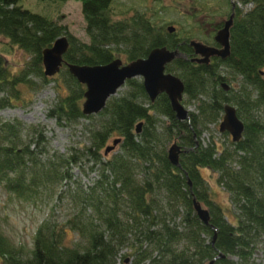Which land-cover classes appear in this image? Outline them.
I'll return each instance as SVG.
<instances>
[{
    "label": "trees",
    "instance_id": "trees-1",
    "mask_svg": "<svg viewBox=\"0 0 264 264\" xmlns=\"http://www.w3.org/2000/svg\"><path fill=\"white\" fill-rule=\"evenodd\" d=\"M74 1L87 43L45 12L0 0V39L9 52L26 56L14 73L0 56V110L22 99L18 86L29 91L53 84L63 92L47 118L60 127L86 122L84 145L50 157L43 129L0 122V190L31 202L39 187L69 181L70 166L93 176L85 191L70 195L74 214L36 228L29 257L22 259L0 233L1 264H207L214 258L213 264H254L252 257L264 253V0H219L225 9L217 6L211 13L202 6L211 35L232 13L228 56L206 65L190 61L195 58L187 45L190 27L169 33L155 28L144 12L114 19V0ZM184 9L194 21V7ZM59 37L68 43L63 65L56 77L45 78L41 52ZM157 48L179 54L164 71L181 81V104L194 107L187 120L175 119L163 94L149 102L138 78L125 81L98 114L82 115L84 87L66 64L103 66L119 57L130 63ZM225 105L242 123L240 140L231 143L222 133L202 141ZM114 140L116 146L104 155ZM172 144L180 150L176 167L167 160ZM202 172L214 177L228 206L215 202ZM193 200L207 211V225L196 217Z\"/></svg>",
    "mask_w": 264,
    "mask_h": 264
},
{
    "label": "rangeland",
    "instance_id": "rangeland-1",
    "mask_svg": "<svg viewBox=\"0 0 264 264\" xmlns=\"http://www.w3.org/2000/svg\"><path fill=\"white\" fill-rule=\"evenodd\" d=\"M229 1L234 2V0ZM175 2L177 3L176 6ZM190 3L192 4L190 5ZM18 5L35 14H43L44 12L49 14L59 25L64 26L69 34L79 41L87 43L80 5L74 0H68L61 5L47 4L42 0H19ZM160 5L163 6L161 9H159ZM185 6L194 7L193 12L197 14L194 21L188 19V15L184 11ZM202 6L208 7L210 13L217 6H220L222 10L225 9L224 4H221L219 0H114L112 9L114 19L129 17L135 12H144L146 17L154 23L155 28L171 27L179 32L190 27V31H192L191 40L203 44L201 41H212L213 34L211 35L212 31L205 21L208 13L202 10ZM174 7H176V11L173 10ZM183 14L187 16L185 19ZM217 20L218 18L211 20L212 24L217 23ZM0 56L8 63V69L11 73L18 71L26 60V56L20 51L14 49L9 52L5 46V41L2 39H0ZM118 59L122 63L125 62L123 57ZM33 82L38 81L33 79ZM18 90L22 99L0 110V122H13L15 120L25 128L37 126L43 129V135L48 140V157L52 155L63 156L68 154L71 148L76 149L84 145L83 125L86 123L85 121L82 120L72 126L60 127L46 116L47 111L55 103L57 94L63 92L61 87L54 88L53 84H49L40 90L35 88L27 91L24 87L18 86ZM121 91H123V87L119 88L115 95ZM183 107L187 112L194 111L192 104L183 105ZM210 135L213 137L219 135L217 125L208 127V131L201 136L202 141H206ZM226 137L228 140V136ZM81 168L83 167H68L71 176L69 181L61 182L60 185L39 187L31 202L17 200L12 195L5 194L0 190V233L6 238L10 248L15 250L22 259L29 257L32 250L33 234L41 223L55 222L61 224L71 214H74L73 205L69 199L70 195L78 194L76 191H85L93 178ZM202 175L211 191L215 193V202L221 206H228L226 195L215 186L214 177L208 175L207 172H202ZM227 209L229 208L227 207ZM227 216L230 220L228 214ZM68 236L70 237V234ZM252 262L264 264V253L257 252L252 257Z\"/></svg>",
    "mask_w": 264,
    "mask_h": 264
},
{
    "label": "water",
    "instance_id": "water-1",
    "mask_svg": "<svg viewBox=\"0 0 264 264\" xmlns=\"http://www.w3.org/2000/svg\"><path fill=\"white\" fill-rule=\"evenodd\" d=\"M233 6H231L232 11ZM232 22V13L223 21L212 41L218 48L204 45L198 41L190 40L188 47L192 50L194 59L190 61L196 64H208L211 57L221 60L229 53L228 31ZM169 33L173 28L167 27ZM68 43L64 37L57 38L49 48L41 52L42 74L45 78H52L58 74L63 65L62 57L65 54ZM179 54L176 50L167 51L164 48L151 50L144 59H138L130 63L122 64L118 59L103 66H76L66 64L68 74L78 84L84 87L82 95L81 113L84 116L98 114L105 106L109 98L113 97L116 91L121 88L125 81L138 78L141 82L145 96L149 102H153L159 95L163 94L169 102V107L177 121L188 119V112L181 105L183 85L174 75L165 73L164 68ZM139 124L135 127L138 132ZM219 134L226 133L231 143L240 140L243 126L237 119L235 110L229 105L222 109V118L218 124ZM118 140H114L111 146L105 148L104 155L108 154L116 146ZM179 148L172 144L167 150L168 162L176 167ZM194 213L198 220L207 225V211L202 209L194 200L192 201ZM213 242V239H212ZM218 257H221L220 255ZM217 257V258H218ZM216 258L207 264H213Z\"/></svg>",
    "mask_w": 264,
    "mask_h": 264
},
{
    "label": "flooded vegetation",
    "instance_id": "flooded-vegetation-1",
    "mask_svg": "<svg viewBox=\"0 0 264 264\" xmlns=\"http://www.w3.org/2000/svg\"><path fill=\"white\" fill-rule=\"evenodd\" d=\"M222 24H223V22H222ZM222 24H221V27H222ZM221 27H220V28H221ZM215 32H216V31H215ZM215 32L213 33V36H214ZM213 36H212V38H213ZM207 46H209V45H207ZM210 46H211V47H214V48H218L217 45H215L214 43H213V45H210ZM194 57H195V56H194ZM213 58H216V57H211V58L209 59L208 63H209Z\"/></svg>",
    "mask_w": 264,
    "mask_h": 264
},
{
    "label": "bare ground",
    "instance_id": "bare-ground-1",
    "mask_svg": "<svg viewBox=\"0 0 264 264\" xmlns=\"http://www.w3.org/2000/svg\"><path fill=\"white\" fill-rule=\"evenodd\" d=\"M185 153V152H184Z\"/></svg>",
    "mask_w": 264,
    "mask_h": 264
}]
</instances>
